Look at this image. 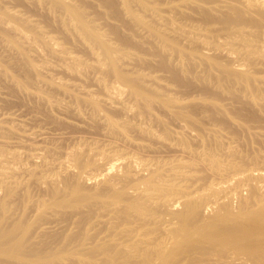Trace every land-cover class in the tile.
Segmentation results:
<instances>
[{"label": "bare ground", "instance_id": "1", "mask_svg": "<svg viewBox=\"0 0 264 264\" xmlns=\"http://www.w3.org/2000/svg\"><path fill=\"white\" fill-rule=\"evenodd\" d=\"M0 264H264V0H0Z\"/></svg>", "mask_w": 264, "mask_h": 264}]
</instances>
